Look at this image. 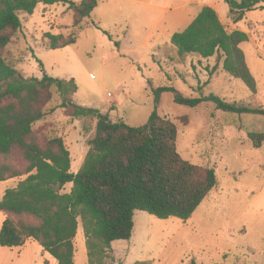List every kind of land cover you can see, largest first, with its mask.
Instances as JSON below:
<instances>
[{
  "label": "rangeland",
  "instance_id": "obj_1",
  "mask_svg": "<svg viewBox=\"0 0 264 264\" xmlns=\"http://www.w3.org/2000/svg\"><path fill=\"white\" fill-rule=\"evenodd\" d=\"M81 1L39 4L33 15L22 14V29L2 51L6 62L26 79L42 80L45 75L74 79L78 86L74 104L109 114L112 122L139 128L154 112L173 121L181 157L213 169L218 183L187 222L135 212L132 237L114 241L102 260H90L79 218L75 264H264V145L255 149L248 137L264 134V117L225 112L211 101L196 107L181 105L173 92L158 91L172 88L189 99L215 95L229 104L264 107V10L246 12L234 24L224 0H194L183 12L157 8L172 9L178 3L174 1L99 0L91 16L74 28L70 2L79 5ZM206 3L214 5L228 31L248 35L240 47L256 93L224 71L220 54L209 59L180 57L172 45L173 35L188 28ZM49 33L75 36L76 43L52 50ZM53 92L48 109L55 112L33 129L42 139L64 140L71 172L77 174L88 153V141L96 134L97 120L70 118L59 108L61 97ZM26 177L0 182V201ZM72 187L65 186L61 193H70ZM6 218L0 213V231ZM53 259L34 240L21 248L0 246V264H57Z\"/></svg>",
  "mask_w": 264,
  "mask_h": 264
},
{
  "label": "trees",
  "instance_id": "obj_2",
  "mask_svg": "<svg viewBox=\"0 0 264 264\" xmlns=\"http://www.w3.org/2000/svg\"><path fill=\"white\" fill-rule=\"evenodd\" d=\"M234 24L246 12L264 10V0H224ZM66 0H0V182L27 176L5 192L0 213L7 218L0 231V246L21 248L36 241L58 264H75L74 240L81 218L90 260H102L114 241L129 240L135 212H146L161 220L187 222L217 187L213 169L192 164L177 150L178 128L154 112L139 128L112 122L109 114L74 104L78 86L74 79L47 75L42 80L26 79L8 64L2 51L23 26L22 14L33 15L37 6H54ZM99 0L70 2L73 27L89 18ZM52 50L76 43L75 36L46 35ZM248 41L242 31H228L217 12L204 7L183 32L173 35L172 45L180 57L199 55L224 58L223 69L256 93L241 44ZM56 91L72 119L97 120L96 134L77 174L71 172V155L61 137L41 138L34 125L55 109H48ZM181 105L196 107L205 101L220 110L264 117V107L229 104L215 95L204 99L183 97L172 88ZM157 91V92H158ZM255 149L264 145L263 133H250ZM18 159V163L14 160ZM72 184L70 193H61ZM135 264H148L137 262ZM195 264V263H192Z\"/></svg>",
  "mask_w": 264,
  "mask_h": 264
},
{
  "label": "crops",
  "instance_id": "obj_3",
  "mask_svg": "<svg viewBox=\"0 0 264 264\" xmlns=\"http://www.w3.org/2000/svg\"><path fill=\"white\" fill-rule=\"evenodd\" d=\"M129 1L134 2V3H136V2H138V3H144L142 1L140 2L139 0L138 1H136V0L135 1L129 0ZM167 1L170 2V3H172L173 1L174 2H178V3H177V5L175 4V6L172 7V9H170L169 7H163V6L162 7H157V8L158 9H163L164 8V10L167 11V12H169V11H173V12H183L184 10L188 9L189 7H191V5L195 4L194 0H167ZM199 4H200V2H199ZM148 5H151V4H148ZM205 7H211V8H213L215 10L214 5L213 4H210V3H206L205 4ZM47 254L53 259V257L49 253H47Z\"/></svg>",
  "mask_w": 264,
  "mask_h": 264
}]
</instances>
